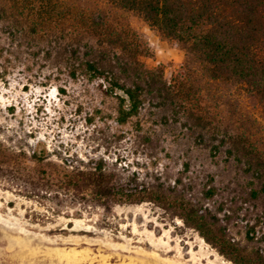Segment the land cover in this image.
I'll list each match as a JSON object with an SVG mask.
<instances>
[{"label": "rangeland", "instance_id": "1", "mask_svg": "<svg viewBox=\"0 0 264 264\" xmlns=\"http://www.w3.org/2000/svg\"><path fill=\"white\" fill-rule=\"evenodd\" d=\"M92 14L134 31L140 61L168 82L185 73L181 43L108 0H0V143L24 161L4 168L19 186L0 181V264H235L224 240L264 249V104L238 83L188 106L149 91L141 116L119 123L107 82L71 75L74 49L102 42ZM37 148L48 172L104 157L159 194L90 213L38 172ZM183 205L205 216L209 238Z\"/></svg>", "mask_w": 264, "mask_h": 264}, {"label": "trees", "instance_id": "2", "mask_svg": "<svg viewBox=\"0 0 264 264\" xmlns=\"http://www.w3.org/2000/svg\"><path fill=\"white\" fill-rule=\"evenodd\" d=\"M108 1L134 11L151 28L181 43L186 50L185 73L168 82L163 70L148 69L140 61L142 44L137 41L134 31L113 25L102 14L90 16L92 28L100 30L103 39L99 47L86 43L85 49L81 46L74 49L72 56L78 64L71 75L106 81L104 93L119 101V123L126 124L141 116L149 91L157 92L165 100L187 105L191 100L199 99L206 87L238 83L246 86L250 95L264 104V0ZM138 124L141 128L140 120ZM48 154L47 150L37 148L29 158L38 165V172L44 170L43 178L56 177L57 190L72 193L79 204L90 209V213L96 209L152 200L157 193L149 183L140 184L135 178L128 181L104 157L88 161L62 159V164L48 172L44 167ZM246 154L256 157L250 149ZM23 162L21 154L7 150L0 143V181L19 186L6 177L4 168L19 172ZM182 208L209 238L207 228H211L205 223V216L192 205ZM81 214L77 211V215ZM183 218L186 220L185 215ZM220 250L235 264H264L263 248L249 250L240 243L224 240Z\"/></svg>", "mask_w": 264, "mask_h": 264}]
</instances>
